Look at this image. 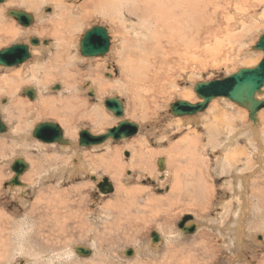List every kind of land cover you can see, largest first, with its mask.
Returning a JSON list of instances; mask_svg holds the SVG:
<instances>
[{
	"label": "rangeland",
	"instance_id": "rangeland-1",
	"mask_svg": "<svg viewBox=\"0 0 264 264\" xmlns=\"http://www.w3.org/2000/svg\"><path fill=\"white\" fill-rule=\"evenodd\" d=\"M91 1L66 0L67 6L74 9L73 15L64 14L68 11L60 12L59 17L63 14L67 17L58 19L55 15L52 20H47L44 30L56 27L50 35L41 37L31 33L26 38L27 35L22 34L19 40L9 41V38L0 41V50L15 44H28L32 38L47 40L55 45L48 52L32 46L31 59L21 66H0V112L5 125L10 128L8 133L0 134V214L10 222L6 229L10 235H7L8 232L0 235V264H264V153L259 156V161L256 156L249 155L251 163H246L241 150L249 153L252 148L255 153L258 152L257 155L260 154V146L264 145V126L258 133L260 141L256 142L259 136L250 126L249 112L225 98L212 100L204 112L197 113L199 115L184 116L193 117L189 121L180 122L174 118L170 108L179 100L187 99L192 104L202 102L195 93L197 83L224 79L240 69L254 68L263 60V52L252 51L250 56V49L264 32V0L209 1L207 10L203 11L206 16L199 17H206L198 21L199 26L205 24L195 32L196 48L190 51V57L178 62L176 56L174 60L169 56L167 66L161 61L162 78L158 75L154 85L157 90H164V94L157 97L150 87L136 88L135 95L138 92V95L151 93V98L148 95L142 97L158 100L157 103L151 101L145 112L140 108L144 104L135 101L138 95H134L133 87L126 88L127 84L133 86L134 83L129 80L122 82L119 65L125 42L129 38L135 45L138 38L136 34L139 31L131 27L137 25L139 29L141 26L139 20H133L132 14L125 12L129 9L124 8L126 19L131 17L129 19L133 21L126 20L127 29L123 23L116 21L111 24L103 21L99 13H94L90 18L84 16L80 27L78 23L75 30L72 28L67 50L61 48V42L57 41V27L64 26L62 23L68 18L79 19L82 15L79 13L86 10L78 9V6ZM20 4L9 10L27 12L28 8ZM34 9L36 17H39L42 6ZM9 18L16 21L11 16ZM250 18L253 19L250 21ZM42 21H35L24 28L34 27ZM15 23L20 26L17 21ZM241 23L243 27L253 28L242 37L243 40L240 39L243 42L233 44L231 40L229 42V37L231 39L242 29ZM95 26L106 28L113 43L105 57L86 58L80 54V42L86 32ZM200 40L203 42H198ZM49 43L43 44L44 49ZM163 45L166 52L170 51L166 42ZM65 53V59L72 57L68 63L62 60ZM136 63L141 62L137 60ZM28 64L31 66L28 67ZM35 65L39 67L43 82L39 87L29 81L32 71L28 68L33 69ZM50 70L54 75L45 78ZM157 72L158 69L152 74ZM56 73L59 77L67 74L70 80L58 79ZM104 80L110 82L103 85L101 81ZM90 84L98 95L94 98L90 96L91 92L88 93ZM57 85L60 89L53 90ZM12 87L14 94L9 93ZM26 87H37L38 99L44 97L53 101L58 98L57 101L75 105V112L74 106L71 107L73 115L71 112L67 114L73 119V134L68 133L67 126L60 119L45 116L37 100L33 101L22 93ZM184 91H191L193 98H185L183 94L187 92ZM115 96L123 104L126 113L123 119L139 126L138 136L121 141L111 140L104 147H80V130L87 129L98 136L119 123V118L98 102L104 100L105 103L106 98ZM259 100L263 101L264 95ZM48 122L61 127L64 139L70 141L69 145L45 144L32 136L38 125ZM18 124L25 131L29 129L28 138L22 135L21 130L22 138L17 140L13 132L18 129ZM228 136H233V140L224 147L223 141H227ZM235 151L239 153L238 159L226 162V154H234ZM21 157L27 161L28 169L21 177L22 186H14L16 189L10 190L14 188L9 185L15 176L12 166L14 160ZM239 157L242 158L239 160ZM160 160L165 161L163 168L159 165ZM110 161L111 172H108L105 163ZM93 162L97 165L96 169L93 168L94 172L89 170ZM77 163L85 169L84 173L81 168L80 171L75 168ZM257 164L259 166L254 167ZM236 171L245 173L246 178H241L244 185L235 179ZM91 173L95 174L91 176ZM95 175L102 180L108 178L114 192L109 195L100 193L97 188L100 182ZM23 185L29 186L28 189H23ZM239 190L242 194L246 193L248 205L246 201L242 203L244 199L238 195ZM244 207L248 211L243 217V224L240 218V225L233 223L236 213L245 210ZM187 215L194 218L192 224L196 221L199 225L194 234H185L178 228ZM153 233L162 235L164 240L159 245L160 241L156 243V248H151L149 244ZM33 236L39 245H33ZM3 240L7 245H2ZM77 247L93 249L94 254L79 255L75 250ZM129 250L134 252L130 257L126 256Z\"/></svg>",
	"mask_w": 264,
	"mask_h": 264
},
{
	"label": "bare ground",
	"instance_id": "bare-ground-1",
	"mask_svg": "<svg viewBox=\"0 0 264 264\" xmlns=\"http://www.w3.org/2000/svg\"><path fill=\"white\" fill-rule=\"evenodd\" d=\"M39 3H38V2ZM66 1V0H65ZM64 0H6L2 5H0V41L1 39L2 40H10L9 41H15V40H19L21 39L20 37L22 36V34H26V38L31 34V33H35V34H39L42 36L44 35H50L52 33V31H54V28L56 27H53L52 29H50L49 31H46L44 30L45 29V26L44 24H46L47 20H52L51 17L57 15L56 17L59 18H64V17H67V16H64V14H68V15H73V12L72 9L73 7H69L67 6V2L65 3ZM68 1V0H67ZM74 1V0H72ZM209 1L211 0H92L90 3H86L82 6H78V5H74L75 7L78 6V9H83V10H86L84 13H79V14H82L79 19L78 18H71L69 19L68 18V21L67 22H64L63 21V25L64 26H61V27H57L58 29L56 30L58 34L57 37V41L58 42H61L60 43V46L61 48L63 47L64 49H68V42H71V31H72V28L75 30V28L77 27L76 25L79 23V26L80 27V22L82 20L83 22V17H92L91 15H93L94 13H99L101 15V18L103 19V21H107V22H110L111 24L112 23H115L116 21H118L120 24L123 23L124 24V27L125 29H127V26L125 25V22L126 20L128 19L129 22L133 21L134 19L136 20H139L140 23H141V26L139 29H137V25L136 26H133L131 27L132 29H134V31H139L136 35L138 36V38L136 39V42H135V45L134 43L130 42L129 38L128 40L125 42V45L121 48V52H120V58H121V62H124L123 63H119V65L121 66V70H122V74H123V81L122 82H125L127 80L133 82V86L130 85V84H127L126 88H129L130 87H133V92H134V95L136 94L135 93V90H137L136 88L138 89H146V87H150V89L152 88L156 94L157 97H159V95L164 94V90H157L155 88V85H154V79L157 80V76L159 75L160 78H162V75L160 73V69L162 71V67H161V61L162 63H164L165 66H167V64L170 62V57L173 58V60L175 59L174 56L177 57V60L178 62H180V60H182L183 58L184 59H188V57H190V54L193 49L195 50V45H194V42H197L196 38L194 39V35H195V32L197 31V29L201 28L205 23H203L201 26H199L198 24V21L201 20V19H205L206 17H202V18H199L201 16H206V13H204V9L207 10V6H208V3ZM8 2V3H7ZM82 3H85L87 2V0H84V1H81ZM22 4L24 5L25 7H27L28 9L27 14H30L33 16L34 18V22L35 21H39V20H44L40 23H37V25L35 24L34 27H31V28H24L22 25L18 26L17 23H15L16 21H13L11 18L8 17L9 15V12L12 11V10H9L11 9L14 5L16 4ZM41 3V4H40ZM73 3V2H72ZM77 3V2H76ZM237 3V1H236ZM20 4V5H21ZM69 4V3H68ZM36 6H42V10H41V15L39 14V17H36V11H35V7ZM51 6L53 7V9L51 8ZM90 6V7H89ZM16 7V6H15ZM50 7V8H48ZM14 8V7H13ZM48 8V9H47ZM124 8L125 9H129V10H126L125 12L128 14H132L130 16L133 17V20H130L131 17H127L126 19V15L125 12H124ZM77 9V8H75ZM13 10H16V9H13ZM20 10V9H19ZM29 11H33V12H28ZM74 10V9H73ZM8 11V12H7ZM23 11V10H21ZM57 11V12H56ZM68 11L67 13H64L63 14V17H59V13L60 12H66ZM79 11V10H78ZM128 11V12H127ZM52 12V13H51ZM196 12H199L198 14ZM237 12V11H236ZM50 13V14H49ZM61 13V14H62ZM245 13V12H243ZM256 15V14H255ZM253 15V16H255ZM40 18V19H39ZM130 18V19H129ZM14 19V18H13ZM253 19V18H252ZM250 18V21L252 20ZM4 20V21H2ZM50 22V21H49ZM246 22V21H245ZM104 23V22H103ZM133 23V22H132ZM130 23V24H132ZM248 23V22H247ZM49 25V24H48ZM61 24H59L60 26ZM110 25V24H109ZM246 25V24H244ZM50 26V25H49ZM83 26V25H82ZM139 26V25H138ZM242 26V23L240 24V27ZM254 26V25H253ZM47 27V26H46ZM116 28V27H115ZM250 28H253V27H250ZM250 28L248 27H243L242 26V29L237 31L236 35L233 34L232 38L230 39L229 37V42L230 40L232 41L233 44L235 43H239L243 40L242 37L244 36H247L246 34L250 31ZM63 30V32H61ZM264 33V32H263ZM262 33V34H263ZM54 34V33H53ZM228 34V33H226ZM33 35V34H32ZM111 37V36H110ZM128 37V36H127ZM212 37V36H211ZM214 37V36H213ZM32 38V37H31ZM56 38V37H55ZM114 38V36H113ZM242 38V40L240 41V39ZM40 39V37H39ZM203 39V38H202ZM225 39V38H224ZM30 40L28 41V44L30 43ZM126 40V39H125ZM216 40H219V41H222L220 39H216ZM260 40V39H259ZM111 41H112V38H111ZM110 41V47L112 45L113 42ZM225 41V40H224ZM227 41V40H226ZM40 42H42L38 47L37 50H42L44 52H48L50 51L51 49L54 48L55 45L50 44L49 43V46H47V49H44V45H43V42L44 40H40ZM167 43L170 48V51L166 52L165 51V48H164V43ZM181 42V44H180ZM198 42H203V41H198ZM217 42V41H216ZM223 42V41H222ZM243 42V41H242ZM1 43V42H0ZM224 45V43H222ZM241 44V43H240ZM200 45V44H199ZM241 46V45H239ZM32 47V46H31ZM30 47V49H31ZM255 47V45H254ZM252 47L250 49V56H252V51L255 52L257 50H254ZM63 49V50H64ZM110 49L109 48V53H110ZM65 50V51H66ZM61 52V51H60ZM233 52V51H232ZM258 52V51H257ZM214 53V52H213ZM67 53H65L63 56V61H64V56L66 55ZM69 55V54H68ZM257 56V54H255ZM254 55V56H255ZM67 56V55H66ZM162 56V58H161ZM170 56V57H169ZM249 56V57H250ZM57 58V57H56ZM72 58V57H71ZM69 59V58H66L65 59V62L68 63L70 62L72 59ZM88 58V57H86ZM39 59V58H38ZM123 59V60H122ZM162 59V60H161ZM228 59V58H227ZM264 59V58H263ZM56 60V59H55ZM140 61L141 63H136V61ZM262 60V58H261ZM260 60V61H261ZM185 61V60H184ZM259 61V62H260ZM252 62V61H251ZM254 62V61H253ZM33 63V62H32ZM39 63V62H38ZM90 64V63H89ZM259 64V63H258ZM99 65V64H98ZM31 66V65H30ZM29 64H28V67H30ZM257 66V65H256ZM27 67V68H28ZM65 67V66H64ZM30 71H32V74H30L32 76V78L29 80L30 82L32 81V83H35L36 85H43V82H42V79L41 77L39 76L41 74L40 70H39V67H35L32 69L28 68ZM158 69V72L156 74H152L153 72H156ZM244 69V68H243ZM36 70V71H35ZM48 71V70H47ZM164 71V70H163ZM166 71V70H165ZM50 73V74H49ZM45 77V75L43 77L45 78H49L48 76L51 75L53 76L54 74L51 72H49ZM67 73V72H66ZM65 73V74H66ZM167 74V72H165ZM14 74V73H13ZM19 74V73H18ZM53 74V75H52ZM57 74V73H56ZM63 75V74H62ZM165 76V74H163ZM14 75H11V77H13ZM42 76V75H41ZM74 76V75H73ZM72 76V77H73ZM109 76L111 77V75L109 74ZM158 76V77H159ZM113 77V76H112ZM111 77V78H112ZM131 77V78H130ZM22 78V77H21ZM51 78V77H50ZM55 78V76H54ZM57 78L58 79H66L67 80H70L69 76H67V74L65 76H60L57 74ZM92 78V77H91ZM126 78V79H125ZM96 81H99V79L95 78ZM40 80V81H39ZM174 80V79H173ZM95 81V80H94ZM107 81L110 82V80H104V81H101L102 84H106ZM92 83V82H91ZM157 83V81L155 82ZM161 83V82H160ZM93 84V83H92ZM108 85V84H107ZM87 86V85H86ZM90 86L88 88V93H90L92 95V98L98 96L97 95V92L96 90L91 87V84L88 85ZM93 86V85H92ZM109 86V85H108ZM32 87H26L25 89L22 90V93L24 94V91L27 90V89H31ZM71 88V87H70ZM32 89L35 90V98L34 100L37 102V105L39 104V108L41 109L42 113H45V116L47 115H50L52 117H56L58 119H60L65 126H67V131L68 133L70 134H73V131H72V122H73V119H70L67 114H72L76 111V106L73 105L72 103L70 102H67V101H57L59 100L57 98L54 99L53 101L51 100H47L46 98L44 99L43 98H39L38 99V95H39V89H37V87H33ZM50 89V88H49ZM53 89V88H52ZM163 89V88H162ZM54 90V89H53ZM123 90V89H122ZM99 92V91H98ZM184 92H187V91H184ZM191 92V91H190ZM190 92H187V93H184L183 96L185 98H188L190 96H192L193 94L190 93ZM264 92V91H262ZM10 94H14L15 93V89L14 87L11 88V90L9 91ZM53 93V92H52ZM140 92H138L139 94ZM144 94H140L138 95H135L137 98L135 101H138L137 104H144L142 105L140 108L144 111H146V109H148V106L150 104V102L152 101V103H157L158 100L156 98H152L154 99V101L151 99H144L142 96H149L150 98L152 97L151 93L150 94H146L145 92H143ZM154 93V92H153ZM154 93V94H155ZM63 94V93H62ZM42 95H44L42 93ZM197 95V94H196ZM264 95V93H262L261 95L260 94H257L256 95V98L257 100L261 99V97ZM73 97V96H72ZM55 98V97H54ZM193 98V96L191 97ZM28 99V98H27ZM74 99V98H73ZM96 99V98H95ZM107 99H112V98H106ZM133 99V98H132ZM6 100V99H5ZM33 100V101H34ZM98 100V99H97ZM96 100V101H97ZM164 100V98H163ZM218 100V99H217ZM3 101V100H2ZM9 102V100H6V102ZM77 101V100H76ZM180 101V100H179ZM183 101H187L189 102L187 99L183 100ZM216 101V100H215ZM214 101V102H215ZM56 103L57 105H54L53 104ZM57 102H60L59 104ZM98 102H101V104L106 108L105 106V103H104V100H101V101H98ZM140 102V103H139ZM3 103V102H2ZM132 103V102H131ZM130 103V104H131ZM200 103V102H199ZM22 104V103H21ZM31 104V103H30ZM173 104V103H172ZM192 104V103H190ZM72 105L74 106L73 107V110H71V107ZM82 105V104H81ZM136 105V104H135ZM141 105V104H140ZM18 106V105H15V107ZM161 106V105H160ZM171 106V105H170ZM79 107V106H78ZM103 107V108H104ZM208 108V107H207ZM22 109V108H21ZM37 109V108H36ZM107 111H109L107 108H106ZM21 111V110H20ZM29 111V110H28ZM36 111V110H35ZM46 111V112H45ZM144 111V112H145ZM33 112V111H32ZM39 112V111H38ZM48 112V113H47ZM264 110L260 111L258 114H257V122H252L251 121V125L252 126V129H254V132L259 136L260 134V130L262 129L261 127L264 126ZM21 113V112H20ZM23 113V112H22ZM110 114H112L113 116H115L111 111H109ZM157 113V112H156ZM88 114V112H87ZM105 114H107L105 112ZM160 114V113H159ZM0 115H1V112H0ZM90 115V114H88ZM126 115V113H124V116ZM153 115V114H152ZM199 115V114H197ZM196 115V116H197ZM24 115H22L21 117H23ZM34 116V115H33ZM124 116L122 118H119V121L118 122H122L123 120L124 121H129V120H125L123 119ZM195 116V117H196ZM36 117V116H35ZM209 117V116H208ZM19 118V117H18ZM47 118V117H46ZM174 118H177L180 122L183 120H187L189 121V119H193V117H184L183 119L179 118V117H174ZM173 118V119H174ZM2 116H1V120H2ZM20 120V119H19ZM18 120V121H19ZM94 120V119H93ZM172 121V120H171ZM3 124L5 125L4 121L2 120ZM24 122V121H23ZM95 122V121H94ZM131 123H133L132 121H129ZM21 123V122H20ZM49 123V122H48ZM161 123V122H160ZM205 123V122H204ZM21 124H24V123H21ZM135 124V123H134ZM26 125V124H25ZM29 125V124H28ZM118 125V124H117ZM117 125L115 126H112V127H109L110 128H114L116 127ZM6 126V125H5ZM18 126V129L16 130V128H14V131L13 133L16 134V137H17V140L19 141L22 137L21 136V132L23 131L22 135H25L26 138H28V133H29V129L27 131L24 130V128L22 129L21 127H19V124L17 125ZM100 126V125H99ZM98 126V127H99ZM173 126V125H172ZM7 127V126H6ZM248 128V126H246ZM9 127H7V133L9 132ZM108 129V130H109ZM22 130V131H21ZM32 130V129H31ZM84 130V129H82ZM80 130V132L82 131ZM87 130V129H86ZM106 130L105 132H103V134L107 133ZM140 130V129H139ZM90 131V130H89ZM79 132V134H80ZM91 132V131H90ZM164 132V131H163ZM263 132V130H262ZM64 133V132H63ZM254 133V134H255ZM259 133V134H258ZM19 134V135H18ZM30 134V133H29ZM93 135H96L95 133L92 132ZM100 135V134H99ZM197 135V134H196ZM256 135V136H257ZM33 136V135H32ZM136 136H138L136 134ZM236 136V135H234ZM255 136V138H257ZM196 137V136H195ZM194 137V139H195ZM254 137V136H253ZM201 138V137H200ZM24 139V138H23ZM78 139H79V136H78ZM239 139V138H238ZM259 140H256V142H259L260 141V136L258 138ZM193 140V138H192ZM233 140V136H228L227 138V141H223V146L225 147L226 145L229 144V142H231ZM25 141V140H23ZM111 139H109L107 142H105L104 144L102 145H98V146H108V142H110ZM121 141V140H120ZM189 141V140H188ZM197 141V140H195ZM235 141V140H234ZM183 142V141H182ZM193 143V142H192ZM191 143V144H192ZM220 144V142H218ZM234 143V142H233ZM22 145V143H21ZM61 145V144H59ZM69 145V144H68ZM142 145V144H141ZM162 145V144H161ZM260 145V144H259ZM262 145V144H261ZM24 146V145H22ZM27 146V145H26ZM65 146V145H64ZM94 147V146H93ZM192 149V147H190V150ZM258 149V148H257ZM189 150V149H188ZM243 151V157L245 156V159L244 162L246 163H251V159L248 158V156L250 155L251 157H257V159L259 158V156L261 155V153H264V145L263 146H260V154L257 155V153H255L252 148H251V152L247 153V151L241 149ZM228 152H230L228 149H227ZM226 151V153H228ZM242 151L239 150V152L242 153ZM143 151H141L142 153ZM196 152V151H195ZM140 153V154H141ZM191 153V152H190ZM227 156L225 157V160L226 162H229L231 161L233 158H236L238 159V156H239V153L238 151H235L234 154H226ZM78 156V155H77ZM194 158V157H193ZM242 157H239V160L241 159ZM17 159H22L21 158H17ZM15 159L14 162L17 160ZM30 159V158H29ZM256 159V160H257ZM24 160V159H22ZM75 160V159H74ZM80 160V159H79ZM164 161V160H163ZM259 161V159H258ZM25 162L27 163V161L25 160ZM80 162V161H79ZM165 162V161H164ZM163 162V163H164ZM189 162V161H188ZM201 162H199L200 164ZM261 163V162H260ZM30 164V163H29ZM97 164V163H96ZM100 164V163H99ZM165 164V163H164ZM92 166V170L89 169L90 171L94 172L93 168L96 169L97 168V165L94 164V162L92 164H90ZM101 165V164H100ZM106 167L105 169L108 171V172H111V161L108 163H105ZM114 165V164H113ZM99 166V165H98ZM180 166V165H179ZM259 164H257L256 166L254 167H258ZM262 167V166H261ZM75 168L77 170L80 171L79 168H81L82 172L84 173L83 170V167L77 163V166H75ZM253 168V167H252ZM74 169V168H73ZM168 169V168H167ZM257 168H255V171H256ZM202 170V169H201ZM264 170V169H263ZM79 171H76L79 172ZM88 171V170H87ZM200 171V169H199ZM208 171V170H207ZM81 173H78V174H82ZM243 172V171H242ZM241 171H236L235 173V179L238 181L240 180V183L241 185H244L242 184V179L241 178H246L245 177V173L243 174ZM257 172V171H256ZM64 173V172H63ZM70 173V172H69ZM75 173V174H76ZM95 174V173H94ZM91 173V176L94 175ZM73 175V174H72ZM251 175V174H250ZM248 175V176H250ZM254 175V173L252 174ZM96 176V175H95ZM204 176V175H203ZM22 177V176H21ZM45 177V176H44ZM97 179H99V182L102 181L101 177H99L98 175L96 176ZM133 177V176H132ZM47 178V177H46ZM21 180V178H20ZM42 180V178H41ZM44 180V179H43ZM246 180V179H245ZM250 181V180H249ZM251 181H252V178H251ZM206 182L209 183V181L206 180ZM22 183V182H21ZM29 186H25L23 185V189H28ZM237 187V185H236ZM249 187V186H248ZM12 189H16V187L14 188H10V190ZM246 190V189H245ZM248 190V189H247ZM242 190H239L238 191V195L241 197H243V200L242 203L244 204L245 201H246V204H247V197H246V193L242 194L241 192ZM247 192V191H246ZM249 193V192H248ZM18 196H22L23 197V194H19ZM262 194L260 196V198H262ZM40 198V197H39ZM239 199V198H238ZM249 199V197H248ZM26 201V200H25ZM237 201V200H236ZM38 202V201H37ZM234 202V200H233ZM257 202V201H256ZM240 203V202H239ZM238 203V204H239ZM62 205V204H61ZM248 205V204H247ZM242 206V205H240ZM246 206V205H245ZM100 207V206H99ZM243 209L245 210H239L238 213H236V218L234 219L233 223L236 222V224L238 223L239 218L241 219V223L244 222V218L246 215H247V209L244 207ZM247 210V211H246ZM107 214V213H106ZM65 217V216H64ZM6 218L3 217V215L0 214V235L2 234H5L6 232H8L9 230L6 231V229H8L7 226H9L10 222L9 221H6L5 220ZM248 219V218H246ZM52 220V219H51ZM27 222V221H26ZM194 223L197 225L196 221H194ZM110 224V223H109ZM188 224L192 225V222H189ZM235 224L234 227H236L235 229H237V225ZM243 224V223H242ZM238 225H240V223H238ZM233 226V225H232ZM231 226V227H232ZM242 226V225H241ZM50 227V226H49ZM197 227L199 228V225H197ZM64 229V228H63ZM239 229V228H238ZM198 230V229H197ZM243 231V227H241V233ZM238 232V231H237ZM231 233V232H230ZM7 235H10L9 232ZM241 235V234H240ZM4 236V235H3ZM45 236V235H44ZM43 236V237H44ZM160 243H163V236L160 235ZM237 236V235H236ZM34 238V236L32 237ZM48 238V237H47ZM238 238V237H237ZM52 239V238H51ZM48 241H50L49 239H47ZM6 244V241L3 240L2 241V245ZM50 244V243H48ZM150 247L153 248L156 246L154 245H157V244H154L152 242V240H150ZM35 246L39 245L37 239L34 238V244ZM242 246V245H241ZM76 250V248H75ZM92 253L94 254V250L92 249L91 250ZM7 255H8V252H7ZM46 258V257H45Z\"/></svg>",
	"mask_w": 264,
	"mask_h": 264
},
{
	"label": "water",
	"instance_id": "water-1",
	"mask_svg": "<svg viewBox=\"0 0 264 264\" xmlns=\"http://www.w3.org/2000/svg\"><path fill=\"white\" fill-rule=\"evenodd\" d=\"M6 0H0V5ZM83 1V0H80ZM9 16L15 18L17 22L23 27H29L34 23L32 15L20 10H12ZM110 38L106 28L95 26L87 31L82 41L80 42V54L84 57H105L109 53ZM49 41L45 40L44 45H48ZM40 41L32 38L29 44H15L9 48L0 50V66L2 67H18L29 61L32 57L30 47L39 46ZM254 50L264 53V33L257 42ZM264 88V59L254 68L240 69L237 73L232 74L224 79L213 80L209 82H200L195 86V93L202 102L197 104H190L186 101H178L171 104V113L175 117L193 116L197 113L204 112L212 100L217 98H225L246 109L249 112V119L252 122H257V114L264 109V100H257L256 95L262 94ZM54 90H59L60 86L53 87ZM24 94L31 100L35 98V90L27 89ZM92 97V95H90ZM106 108L111 111L117 118L124 116L123 104L119 97L107 99L105 101ZM7 131V127L3 124L0 115V134ZM139 131V126L129 121L119 122L114 128H111L107 133L102 135H93L89 130H82L79 134V146L89 148L93 146L102 145L109 139L113 141H120L134 137ZM33 137L45 144H70L69 140L64 139L63 130L61 127L53 122L43 123L38 125ZM128 156V154H127ZM159 165L163 168V160L159 161ZM28 169V164L22 160L17 159L13 166L14 178L9 182L11 187L22 186L20 178ZM95 180V178H94ZM100 193L105 195L112 194L114 187L108 178L97 185ZM194 218L190 215L185 216L179 223L178 228L185 234H194L197 231L196 224L188 226V222L193 221ZM153 243L160 241L158 233L151 235ZM76 253L82 256H89L92 254L90 249L84 247H77ZM134 254L133 250L126 252V256L130 257Z\"/></svg>",
	"mask_w": 264,
	"mask_h": 264
}]
</instances>
